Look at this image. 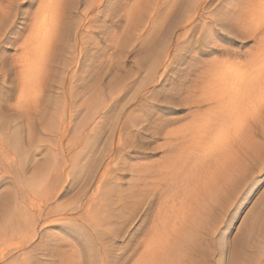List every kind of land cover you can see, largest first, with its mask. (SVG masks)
<instances>
[{"label": "bare ground", "instance_id": "bare-ground-1", "mask_svg": "<svg viewBox=\"0 0 264 264\" xmlns=\"http://www.w3.org/2000/svg\"><path fill=\"white\" fill-rule=\"evenodd\" d=\"M194 1H196L193 3L194 7L192 4L189 8L191 17L196 16L200 10L206 9L210 13L213 9L225 7V4L230 3L231 0H218L215 5L217 0ZM17 2L18 0H7L5 4H1L0 27L8 28L15 21ZM57 2L58 0H41L42 8L41 10L39 8V12L32 19L33 34L26 37L27 44L21 49L20 58H17L19 62L15 60L18 64L15 63L14 68L20 70L19 73L23 79L24 77L28 79V76L31 77L30 75L33 74V77L37 78L36 74L42 67L40 66L42 57L39 58L41 54V52L38 53L39 49L48 50L53 40L57 39L54 38L59 31L57 20L62 12ZM260 3L264 9V0H259L257 4ZM94 4L95 1L90 2L84 9L81 23L75 31L74 39L80 37L81 44L78 46V42H75L72 45L69 44L68 47L73 48L72 51H68V59L70 58L69 61L73 64L71 79L85 64L86 47L83 44L92 35L89 34L92 31L87 27L94 25L93 22L97 19L88 11ZM257 6L260 9V6ZM254 9L257 11V8ZM259 9L258 11L262 10ZM206 25L205 31L209 29H207L208 23ZM7 36L5 39L8 38ZM203 39L207 40L206 36ZM2 54L0 50V64L4 66ZM70 63H68L69 66ZM1 65L0 70H2ZM231 65L222 66L219 68L220 71L218 70L219 73L216 72L219 81L217 87L208 88L206 85L201 89L197 85L191 87L194 91L190 96L193 120L182 129H166L170 125V119L160 118L163 121V123L160 121V125L164 130L151 132L148 145H146L148 151L143 153L145 158L143 162H139V157H135L141 154H137V150L134 157L131 156L133 154L125 152L126 139L120 143V148L114 151L113 131L110 135L109 150H105L103 158L98 164L93 165L97 166L90 176L83 183L78 182L82 186L75 192L72 186L76 178L83 176L81 172L87 164L90 152L88 143L93 139L91 137L93 132L90 135L89 132L84 133L83 138L85 137L86 140L84 145H80L78 143L81 140L80 132L73 129L74 132L70 135V128L67 125L62 121H55L57 117L66 115L65 107L62 108L59 101H54V105L50 103L52 110L45 106L44 113L47 115L50 112L47 119L39 125L34 123L26 125L29 132L36 134L33 148L23 150V146L16 147L12 144L11 149L16 155H22V160L32 163L33 172L29 177L26 176L25 165L18 166L14 172L17 180L22 184L27 183L28 190L32 193L26 203L29 208L26 207L24 210H28L32 218L31 224L34 223L35 229L41 228L36 230V234L31 238L25 235V240L16 245H13L16 241L10 244L9 233H0V264H6L12 258L16 259L15 264H67L65 254H68L69 249L76 252V257L72 262L70 260V264H264V221L263 224L253 225L252 228L256 226L259 228L254 229L255 231L250 229L251 234L247 231L250 227L245 229L249 233L248 237L245 236L246 238L244 234H241L246 239H243L244 245L238 246V249L233 246L230 255L228 254L227 218L233 210L230 220L232 225L231 222H234L244 201L256 188L255 184L259 181L255 178L256 173L264 168V112L258 113L261 112L258 106L264 101V92L261 91L262 97L259 91H256L259 92L257 94L251 88L255 86L254 83L258 82L254 81L253 86L251 85L253 82L251 77L254 75H251V72H257L251 70L252 65V68H247L246 65V67ZM262 74L264 75V72ZM256 75L254 77L258 76ZM28 80L26 82H29ZM261 82L259 81L258 85ZM210 84L207 85L210 86ZM62 92L64 94V91ZM71 92L74 95L73 91ZM1 94H3V89ZM26 104L27 102L21 103V106L27 107L28 104ZM76 104L78 102L74 100V108ZM98 105L96 100L94 106H90L91 108L87 106L88 121L92 117L96 119ZM36 106L39 105L36 104ZM77 106L79 109L75 112H73L74 108L70 111L73 112L72 116L80 113L82 105ZM204 107H208L206 111H203ZM249 110L254 114H261L262 119L259 122L254 120L255 127L252 125L253 121L249 122L250 131L248 132L247 128V131L243 130L244 133L248 132L246 136L243 135L246 139L241 140L243 142L240 144L237 143L235 150L230 147L231 155L224 159L220 156L222 160L214 158L211 164L208 162L211 158H207L208 161L205 160L206 154H198L200 145L208 136H211L210 134L213 136V133H217L215 138H219L220 133L229 124L244 121L243 116ZM26 111L27 109L25 113ZM100 116L102 117L101 114ZM223 135L220 137H226ZM122 136L123 138L132 137V132L124 135L120 133L119 138ZM65 140H67L66 144ZM214 140L217 141V139ZM7 145L11 147L9 140H7ZM213 146H211L212 149ZM20 147H22L21 150H19ZM106 158L108 161H105ZM134 159L137 161H132ZM0 172H3V168ZM17 211L19 213L21 210ZM259 216H262L260 212ZM259 221L262 222V220ZM261 224L263 227L259 226ZM54 227H60L65 235L70 237L76 233L77 238H72L77 243L63 242L61 237L45 240V235L52 233L50 229ZM124 227H129L128 234L131 233V247L127 255L121 246L122 243H119L120 245L117 243V238L122 237L119 235ZM6 228L9 227L0 225V230ZM242 236L239 235L240 238Z\"/></svg>", "mask_w": 264, "mask_h": 264}, {"label": "rangeland", "instance_id": "rangeland-1", "mask_svg": "<svg viewBox=\"0 0 264 264\" xmlns=\"http://www.w3.org/2000/svg\"><path fill=\"white\" fill-rule=\"evenodd\" d=\"M93 1H95L94 6L88 11L97 19L93 22L94 25L91 24L90 27H87L88 30L92 31V33H89L92 35L83 44L86 47L85 64L71 79L73 64L70 63V58L68 59V51H72L73 48L68 47L69 44L72 45L75 42H78V46L81 44L80 37L74 39L75 31L81 23L84 9ZM6 2L7 0H0V7L1 4ZM40 2L41 0H18L15 21L8 28L0 27V50H2V59H4L5 64L4 66L0 64L2 66V70H0L2 71L0 72V170L3 168V172H0V225L9 227L0 230V233H9L10 244L17 242L13 245L24 241L25 235L28 238L33 237L32 235L36 234L35 231L40 230L41 227L35 229L34 223L31 224L32 218L28 210H24L28 207L26 203L32 193L29 192L27 183L22 184L17 180L14 172L18 166L25 165L27 169L26 176L29 177L33 172L32 163L22 160V155H16L11 150L13 148L12 144L16 147L23 146V150L33 148L36 134L33 135L29 132L26 125L28 123L39 125L46 120L50 112L46 115L44 107L47 106L52 110L51 102L54 105V101H59L61 107H65L66 115L57 117L55 121H62L63 124L67 125L70 128V135L73 134L74 130L80 132V139L82 140L78 141L80 145H84L86 140L85 137L83 138V134L89 132L90 135L93 132V136H91L93 139L88 143L90 144L88 145L90 152L87 164L84 165L81 172L83 176L76 178L72 186L73 192H75L82 186L78 182L83 183L90 176L97 166L93 165L99 163L105 150H109L110 135L113 131L114 151H117L120 148V143L126 139L125 152L133 154L131 155L133 157L136 153H141L135 157L142 158H138V161L143 162L145 160L143 153L148 151L146 145H148L151 132H162L164 130L161 128L160 121L162 120L160 118H163V120L169 118L171 121L170 127L168 126L169 128L166 129L175 130L182 129L189 121H192L191 110L193 109L191 108L192 104H190V96L193 95L194 91L191 87L195 85L199 89L205 85L208 88L217 87L219 83L217 73H219V68L222 66L225 67L227 64H234L236 67L237 65H246L247 68L253 66L254 69H250L257 72H251V75L254 74L251 77L253 78L251 85L253 86L254 81H264V78H262V76L264 77L262 74L264 68H260L264 67V14L262 13L264 9L261 3L257 4L259 0H255V2L254 0H231L230 3L225 4V7L213 9L210 13L206 9L200 10L194 17H191V10H189L192 4L196 2L194 0H58L57 4L62 12L57 20L59 31L54 37L57 39L53 40L48 50L45 48L42 49L43 51L41 49H39V52L37 51L45 54H42L43 56L40 54V57L37 54V57H42L40 62L43 63V65L40 63L42 67L39 66L40 72L35 73L37 78L33 77V74L30 75L31 77L28 76L29 80L27 77L23 79L21 73H19L20 70L14 67L16 61H18L17 58H20L21 49L27 44V38L33 34L32 19L39 12V8L40 10L42 8ZM25 3L26 6L22 8ZM217 3L218 0L215 1L214 5ZM214 5L212 6L214 7ZM257 5L260 6V9ZM254 8H257V11ZM258 9L263 11H258ZM207 23V29H209L205 31L204 27L207 26ZM218 33L239 36L241 40L224 44L221 48L220 42L216 39ZM6 35H8V38L5 39ZM205 36L207 40L203 39ZM253 40H255V43H251ZM244 44H247V46H243ZM221 51L230 52L231 55H220ZM235 61L238 63H234ZM68 63H70V66ZM167 64L169 66H166ZM255 75L257 77H254ZM25 78L29 82H26ZM258 82L254 83L257 87L253 86L251 88L257 94L260 92L259 94L263 97L264 84L262 83L264 82L259 83V85ZM209 83H211L210 86L207 85ZM2 89L3 94H1ZM24 90L26 91L24 92ZM62 91H64V94ZM93 97L96 99L94 100ZM66 98L67 101L65 102ZM74 100L78 102L75 108ZM96 100L100 105V107L98 105V109L96 108L99 114L96 113V119L92 117L88 121L87 106L91 108L90 106H94ZM24 102H27V107L21 106V103ZM36 104L39 106H36ZM79 104L83 106L80 107V113L72 116L73 112L79 109L77 106ZM261 105L264 106V101L261 102ZM261 105L258 106L260 107L258 109L261 110L258 113L264 112V107ZM72 108H74V111ZM207 108L204 107L203 111H206ZM243 118L245 120L240 121L241 124H237L240 122L235 121L220 133V136L223 134V137L226 136L224 138L220 136L215 138L217 133H213V136L210 134L211 136H208L200 145L198 154H206L205 160L207 161L211 158L208 161L209 163L214 158L219 160L221 159L220 156L224 159V157L231 155L232 149L230 147L236 149L237 143L240 144L243 142L241 140L246 139L244 136L250 131L249 122L253 121L252 125L255 127L254 123L262 119L261 114H254L250 110L246 112ZM232 128L234 131L230 130ZM246 128L248 132L244 133L243 130L247 131ZM127 132H132V137L123 138L122 136L119 138L120 133L124 135ZM214 139H217L218 142ZM7 140L10 142V148L7 145ZM211 146H213V149ZM21 149L22 147L19 148V150ZM225 154L227 155L225 156ZM135 159L132 161H137ZM20 160L22 161L19 162ZM105 161H108V159L106 158ZM3 173L5 174L2 176ZM255 178L259 180L256 179L258 181L255 184L256 188L249 198L244 201L242 210H239L234 222H231L232 225L230 220L233 210L227 218L229 232H227L228 239L226 240L229 242V255L231 248L233 249L236 246L238 249V246L244 245V240H246L244 237H248L247 234L250 229L255 231L254 229L259 228L257 226L252 228L253 225L263 224L264 168L256 173ZM17 210L21 211L18 213ZM259 212L262 216H259ZM259 220H262V222ZM28 224H30V227H28ZM262 224L259 226L263 227ZM124 228H122L121 235H119L123 238L117 236V243H122L121 246H123L127 255L131 247V233L128 234L129 227ZM245 229H248L249 232ZM50 230L52 233L45 235V240L61 237L63 242L73 241L77 243L72 238H77L76 233H73L70 237L65 235L60 227H54ZM242 230H245L246 234ZM241 234H244V237ZM236 235L238 237L240 235L242 238H238ZM235 238L236 241L234 242ZM235 243H238V245H235ZM69 251L68 254H65L66 257L64 256L68 262L67 264H70L76 257L75 251L71 249ZM12 260L14 258L6 264H10ZM15 263H17L16 259L11 264Z\"/></svg>", "mask_w": 264, "mask_h": 264}, {"label": "snow or ice", "instance_id": "snow-or-ice-1", "mask_svg": "<svg viewBox=\"0 0 264 264\" xmlns=\"http://www.w3.org/2000/svg\"><path fill=\"white\" fill-rule=\"evenodd\" d=\"M25 6H26V3L25 5H22V8ZM216 39L220 42V47L222 48L224 44L232 43L233 41H240L241 37L232 36L229 33H218L216 36ZM251 43H255V40L251 41ZM243 46L246 47L247 44H244ZM220 55H231V53L230 52L226 53V52L221 51Z\"/></svg>", "mask_w": 264, "mask_h": 264}]
</instances>
